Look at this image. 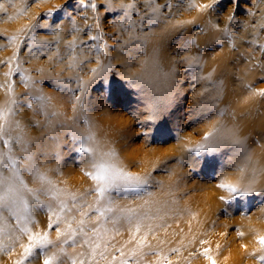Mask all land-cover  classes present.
<instances>
[{"label":"snow or ice","instance_id":"obj_1","mask_svg":"<svg viewBox=\"0 0 264 264\" xmlns=\"http://www.w3.org/2000/svg\"><path fill=\"white\" fill-rule=\"evenodd\" d=\"M21 3L23 5V0ZM145 4L151 11L148 23L153 26L157 25L163 16L162 8L172 6L171 3L160 5L157 0H145ZM6 5L15 6L14 0H6V3L0 2V13H7ZM85 6L94 12L97 9L94 0H89ZM100 6L106 11H111L114 7L124 10L134 8L135 4L114 5L113 0H103ZM190 7H195V4H190ZM202 7L210 6L203 5ZM24 10L23 6L19 9L21 13ZM51 14L50 10L47 15ZM233 18L229 16L230 21ZM88 19V16L84 17L85 22ZM91 19L95 21L96 17L93 16ZM208 23L213 30L219 33L210 42L220 45L226 41L231 48L238 51L229 27L220 28L218 24H213L211 21ZM37 27L48 29L49 25L47 22L42 24L33 22L22 29L19 34L7 37L8 44L14 46V54L7 61L10 66L4 76L7 81L13 71L20 73V79L25 88L23 96L26 107L46 117H58L61 113L56 111L52 105V97L45 95L43 89L39 87V80L34 79L28 70L23 68L26 61L19 58V53L22 46L23 48H28L29 45L33 48H43L55 43L57 56H60L59 44L62 41L63 29L60 26L52 29L53 40H47L35 35ZM96 27L98 28L99 25ZM261 27L264 28V24ZM83 31L84 29L80 28L73 19L70 28L73 38L65 44V54L69 58V68L77 72L82 71L94 59L98 66L88 69L91 79L84 80L80 75H76L70 78L71 83H69L59 77H43L42 75L41 80L54 81L56 89L65 94L72 104L74 113L71 118L72 123L68 125L66 122H60L61 127L69 132L74 151L81 154L80 165L85 169V175L90 177L94 184L83 192H72L59 188L45 172L41 171L36 163L35 154L29 150L28 141L22 134L21 123L16 119L21 98L15 94L12 83L7 81L6 94L9 100L6 104H0V142L9 146L15 140L20 145L22 158L12 155L11 149L9 153L0 151V252L12 251L21 237L27 235L28 243L27 245L20 244L23 248V256L16 261V264H24L30 258H39L41 255L43 264H64L65 260L67 264L69 262L70 264H101V262L104 264H150L147 260L149 255L157 257L156 264H171L167 256L162 255L164 252L162 246L166 244V241L158 234L159 230L165 226L161 222L165 220L168 213L162 212L160 208H156L155 212L152 210V206L157 203L154 199L153 186L163 187L161 181L154 179L153 171L159 170L162 164L156 165L153 171L137 173L128 170L119 162L115 148L107 147L95 131L91 114L98 109L90 98V90L92 85L99 81L103 87L100 100L127 106L128 114L136 120L139 127L150 128L155 125L157 131L164 133L174 123L172 117L179 107L177 100L181 90L175 79L176 67L173 65L169 72L164 73L165 88L153 90L151 80L144 76L126 75L124 71H120V69H130L135 63L134 59H127L123 64H113V57L109 56L105 47L98 43L102 39V34L99 32L95 35L91 34L92 26L89 25L88 32L85 34L93 43L86 44L85 41L79 39V34ZM136 39L140 38L136 37ZM5 46L0 45V48ZM192 46L200 49L197 40L191 37L179 45L180 49L185 52H191ZM259 50L264 53V44H260ZM117 51L123 53L125 57H131V53L123 46L118 45ZM101 54L106 59H101ZM240 55L245 54L240 53ZM176 56L179 58L181 53L178 51ZM180 62L188 69H199V73H203L200 55L185 56ZM0 63L4 62L0 61ZM256 69L264 74V61H258L255 64L250 61L245 75ZM36 71L44 73L43 68H38ZM214 71L207 75L196 73L192 75L193 81L210 82L211 87L204 88L205 94L215 90L214 95H209L206 100L202 99L196 107L201 110L215 109V115L223 118L228 114V107L220 106V101L224 96V81L222 79L213 80ZM238 79L252 96L264 97V88L256 90L244 77H238ZM0 87H5V85H0ZM133 95L142 100V111L132 110ZM33 100L36 101L35 104ZM207 121L211 126L202 134L201 141L194 146L184 145V151L190 157L186 166L191 169L203 163L207 167H214L216 157L230 153L229 163L236 173V179L230 180L224 177L220 180L218 187L229 194L227 199L223 196L220 199L225 204H230L245 197L264 196V186L258 187L261 185V178H264V166H255L246 140L241 138L235 129L228 128L222 131L220 127L212 124L211 119ZM36 123L39 124L38 121ZM49 123L51 124V121ZM182 139L179 135L174 138L177 143H180ZM45 155L47 156V153ZM5 156L10 163V175L8 176H5L3 172V168L8 166L5 164ZM55 158L59 165L60 154L57 153ZM18 163L37 183V187L28 186L23 176L20 175ZM177 163L185 166V157L178 158ZM55 171L59 173L60 168L57 167ZM114 193H137V195L128 198V203H121L120 198ZM41 196L45 199H41ZM134 201L142 203L136 204ZM32 202L46 209L47 227L54 228L55 239H51L48 232H33L27 223H22V220L31 215ZM139 209H144V211L141 212ZM5 211L8 216L16 220V226L7 224ZM17 229L19 234H17ZM125 229L129 234L128 238L117 247L112 241L116 236L122 235ZM259 243L264 251V236L259 238ZM85 246L86 251L83 250ZM68 247H71V252L67 250ZM36 250L39 252L37 253ZM113 251L119 255H114ZM168 251L178 253L180 249L172 247ZM208 251L205 249L204 255L207 256ZM260 260L264 261V254L260 256ZM212 264L216 262L212 260Z\"/></svg>","mask_w":264,"mask_h":264},{"label":"rangeland","instance_id":"obj_2","mask_svg":"<svg viewBox=\"0 0 264 264\" xmlns=\"http://www.w3.org/2000/svg\"><path fill=\"white\" fill-rule=\"evenodd\" d=\"M0 2L6 3V0H0ZM88 2L89 0H23L22 5L21 0H14L15 6L6 5L8 7L7 13H0V45H6L0 48V61L4 62L0 63V85H5V87H0V93L6 92L7 81L12 83L15 94L19 95L21 99L25 92L20 73L13 71L7 81L4 76L10 66L7 61L14 54V46L8 44L7 37L19 34L22 29L33 22L41 24L47 22L49 28L37 27L35 35L51 36L52 29L60 26L63 29L61 33L62 40H72L73 36L70 34V28L71 21L75 19L77 25L84 29L79 34V39L85 41L86 44L93 43L85 34L88 32L89 25L92 26L91 34L95 35L97 32L102 34V39L98 43L105 47L109 56L113 57V64L117 59L125 57L123 53L117 51L118 45L125 47L137 59H148L152 56L158 58L161 53L171 57L179 51L181 55H200L211 63L216 60L217 64H220V70L214 71L213 80L222 79L224 81V96L223 100L220 101V106L228 107V113H231L225 123L228 128L235 129L238 135L243 132L248 133L249 137H246V140L248 139L247 146L249 144V150L254 151L259 157V161L254 162V164L256 167L264 166V97L252 96L242 86L241 80L238 79V77H244L256 90L264 88V79H262L264 74L259 69L247 72V75H245L250 61L252 64L264 61V53L259 50L260 44H264V28L261 27L264 24V0H157L160 5L171 3L172 6L171 8H162L163 16L155 26L148 23V16L151 11L145 4V0H113L114 5L120 3L135 4V7L127 10L114 7V10L111 11H106L104 7L100 6L103 0H94L97 4L95 12L85 6ZM193 3L195 7H190V4ZM203 5H209L210 7L203 8ZM21 6L25 9L23 13L19 11ZM50 10L52 14L47 15ZM125 11H127V15H125ZM42 14L44 15L42 16ZM85 16L89 17L87 22L84 20ZM93 16L96 17L95 21L91 19ZM229 16L234 18L230 21ZM9 17L12 18L9 19ZM194 20L198 22L192 24ZM209 21L218 24L220 28L229 27L235 38L238 51L231 48L226 41L220 45L210 42L219 33L212 29L208 23ZM96 25H99V27L97 28ZM201 29H204V31H201ZM136 37L140 39L137 40ZM189 37L197 40L200 49L195 46H192L191 52L180 49L179 45ZM129 41L130 43H128ZM252 41H256V43L253 44ZM39 49L42 48H33L31 45L28 48L22 46L19 58L24 59L26 52L32 53ZM240 53L245 55L241 56ZM41 59H46V57H41ZM101 59H106L103 54H101ZM14 64L13 61V66ZM90 64L94 66L95 60L93 59ZM23 68L27 69L34 79L39 74L29 68L27 63L23 64ZM88 69L86 68L85 71H88ZM209 72H213V70H210L205 64L203 65V73H199V69H188L185 66L186 74L207 75ZM185 83L188 84V88L181 93V96L186 97V100L183 109H177L173 114L174 123L170 126L171 128L162 133L156 130L155 125L150 128H141L137 123H134L131 125L136 129L134 134H130L128 130V107L100 100L99 97L103 90L102 85L99 81L92 85L90 98L95 102L98 109L91 114L93 122L103 121L108 125L114 124L117 126V134L123 136L124 140L118 139L117 141L116 138L115 144L119 145L121 142L125 144L121 150L119 149L121 151L119 153L128 156L136 163L139 167L137 173H143L145 170L153 171L162 157L169 156L176 151L180 144L174 140L176 135L183 138L181 140L183 144L191 145L198 138V134L203 127L211 126L208 121H203L200 125L189 127L193 117L188 115L195 103L192 85H195L196 89H202L206 86L211 87L210 82L191 81L189 83L185 81ZM39 87L43 89L44 94L47 96H51L57 91L55 82L48 79H40ZM211 94L214 95L215 90ZM61 96H63V93H61ZM132 100V110L140 109L142 111L143 105L140 103V98L133 95ZM32 102L36 103L34 100ZM54 103L55 101H53ZM55 110L61 115L46 117L43 114L34 113L32 109L27 108L24 104L16 119L21 123L22 134L25 140L28 141L29 150L35 154L36 163H44V166L40 167L41 171L47 169L50 179L59 188L60 182H65L61 180L63 175L68 180L76 181L74 183L77 190L83 192L91 188L94 182L85 175V169L80 165L81 154L74 151L70 134L61 127L60 123L66 122L71 125L72 120L68 119V117L74 115L71 103L69 102ZM211 111L215 114V109H211ZM37 121L39 124L36 123ZM49 121H51V124ZM242 121H245V123L241 125L240 129L239 123ZM179 128L181 131H177ZM114 135L116 136L115 133ZM0 148L4 153H9V149H11L12 155L22 158L20 145L15 140L9 146H5L3 142H0ZM45 153H47V156ZM57 153L60 154L59 165L55 158ZM70 163L73 164V167H77L76 169L85 180H80L74 176L70 177L65 173ZM5 164L8 166L3 169L9 171L10 163L7 156H5ZM17 167L28 186L37 187V183L33 181L32 177L19 163ZM57 167L60 168L59 173L55 171ZM153 175H156L157 179L163 184V187L152 189L155 191L156 199L166 200L169 203L175 201L177 204L188 207L181 209V211L184 213L190 209L192 212L197 213L203 224V229L198 234V236L202 234L203 238L198 241L197 247L193 251L176 245H167L165 250L169 252L171 259L175 262L179 260L178 264H212V260L216 264H228L229 261L238 264L256 262L264 264V261L260 260V256L264 254V251H262V246L259 243V238L264 236V196L245 197L230 204H225L220 199L222 196L227 199L229 195L226 190L218 187L220 180L224 177L230 180L236 179V173L233 171L229 160L222 161L219 164L216 163L214 167H207L201 163L199 166L190 169L180 165L176 168L175 175H173L171 169L167 174L160 173L157 169L153 171ZM173 180L174 183L171 182ZM206 181L208 189H210V186L215 187V196L221 205L219 211L215 214L211 211L207 214L205 210L209 206L205 186L203 187ZM260 186L264 185H258V187ZM114 195H119L120 198L125 194L114 193ZM41 199H45V197L41 196ZM32 206L34 211L39 212L40 216V219L39 217L36 220L29 219L30 222H34L39 226V230L35 232H48L50 238L55 239L54 228L47 227L48 213L46 209L35 202H32ZM9 219L17 224L13 217L9 216ZM22 223L24 222L22 221ZM164 225L166 227V223ZM221 230L223 232L218 234V231ZM26 237L27 235H23L12 251L2 252L0 264H16V261L22 258L23 248L20 247V244L27 245L28 240ZM221 237H223L222 242H217ZM207 243L208 246L213 245L214 252L210 254L208 251L206 256L204 255L205 250H199V247H202V244L205 246ZM172 247H177L180 251L178 253L168 251ZM67 250L72 251L71 247H68ZM36 251L39 252V250ZM181 253L186 257L185 261H180ZM113 254L119 255L115 251H113ZM150 257H154V255H150ZM39 258L43 260L42 255ZM36 259L38 258H30L24 264H34ZM64 264H67L66 260ZM101 264H104V262H101Z\"/></svg>","mask_w":264,"mask_h":264},{"label":"clouds","instance_id":"obj_3","mask_svg":"<svg viewBox=\"0 0 264 264\" xmlns=\"http://www.w3.org/2000/svg\"><path fill=\"white\" fill-rule=\"evenodd\" d=\"M41 39H47V40H53L52 35L51 36H41ZM71 40H62L59 44V50H60V56H57L56 53V47L57 45L55 43H52L46 47H43L42 49H39L38 51H33L32 53L26 52L25 53V61L28 64L29 68H31L34 72L39 73L36 71L38 68H43L44 73H39L36 76L37 80H40L43 77L51 76V77H59L64 79L65 81L71 83V77L80 75L84 80L91 79V73L88 71H85L86 68H93L97 67L98 65H91L88 64L82 71L77 72L71 68H69V58L65 54V44L67 42H70ZM62 48L64 49L62 51ZM187 55H181L179 58H177L176 54L174 56H167L164 53H161L159 57H149L148 59H137V57L133 54H131V57H123L120 59H117L115 61V64H123L127 59H134L135 63L134 65L128 69H120V71H124L126 75H135V76H144L146 79H149L153 83V90L161 89L163 90L165 88V77L164 73L169 72L173 65L176 67V75L175 79L178 81V86L180 88V94L178 96L177 103L179 104V107L177 109H183L184 101L186 100V97H182L181 93L185 92V90L188 88V84L185 83V81H188L191 83L192 80V74L191 73H185V65L181 63L180 61L184 59V57ZM41 57H46V59H41ZM74 87V85H73ZM204 88L202 89H196L195 85H192V90L194 91L193 100L195 103L192 105L191 110L189 111L188 115L192 116L193 119L191 120L189 127L193 125H200L203 121H207L211 119V122L213 125H216L217 127H220L221 130L228 129V125L225 123V120L231 115V113L226 114L223 118L217 117L211 109H198L196 105L201 102L202 99L206 100L209 95H212L209 93L206 95L204 93ZM20 97L19 95H17ZM50 97H52V105L54 108L62 107L65 104L69 103V100L65 94L61 96L60 91H56L53 93ZM21 98V97H20ZM9 100L8 95L5 93H0V104H6ZM53 101L55 103L53 104ZM140 103L143 105L142 100H140ZM24 96L21 99V103L19 106V111L17 116L19 115L21 108L24 107ZM72 107V104H71ZM176 109V110H177ZM140 110V109H137ZM16 116V117H17ZM215 117V118H214ZM72 117H68V119H71ZM234 119V118H233ZM128 130L130 134H134L136 129L131 127L132 124L137 123L136 120L129 115L128 116ZM210 127H203L199 134L198 138L192 142L191 145H195L201 141L202 134L209 130ZM177 131H181L179 128ZM184 145L181 141L180 144L177 147V150L172 152L169 156L162 157L159 161V164H162V167L159 169L160 173L167 174L169 170L171 169L173 172V175L176 174V168L180 166L177 163V159L180 157H185V168H188L186 165L190 159L189 155L184 151ZM230 153L222 154L215 158V163L219 164L222 161H228ZM134 164V162H133ZM151 170H145L144 172H150ZM143 172V173H144ZM154 179L156 181H159L157 179L156 175H153ZM174 183L175 181H171ZM158 188L155 185L153 186V189ZM142 194V193H140ZM137 195V193H128L125 195H122L120 197L121 203H128V198ZM127 197V198H126ZM157 203H155L152 206L153 212H155L156 208H160L162 212H167L166 208V202L154 198ZM136 204L142 203L141 201H134ZM141 212L144 211V209H139ZM126 230V229H125Z\"/></svg>","mask_w":264,"mask_h":264},{"label":"bare ground","instance_id":"obj_4","mask_svg":"<svg viewBox=\"0 0 264 264\" xmlns=\"http://www.w3.org/2000/svg\"><path fill=\"white\" fill-rule=\"evenodd\" d=\"M198 22L197 20L192 21V24ZM191 26V25H190ZM201 62L203 63V65L205 64L210 70H220V64L216 62V60L212 61V63L206 59H203V57L201 56ZM245 123V121H242L239 123V128L241 129V125H243ZM70 124V123H68ZM95 124V131L97 132L98 137L105 143V145L107 147H112L115 148L116 152L118 153V157H119V162L125 166L128 170L132 171V172H137L139 167H133V162L128 156L125 155H121V148L123 146H125L124 143H120L119 145L115 144V139H123V136H118L117 134V129H116V125L112 124V125H108L106 122L103 121H96L94 122ZM113 127V128H112ZM113 129V130H112ZM114 133L116 134V136L114 135ZM239 136L241 138H244L246 140V137L248 136V133H242L241 135L239 134ZM248 140V139H247ZM246 140V143H247ZM117 143V142H116ZM249 146V144H248ZM72 149V147H71ZM120 149V150H119ZM0 151L3 152V150L0 148ZM120 151V153H119ZM251 151V155H252V161L254 162H258L259 161V157L257 156V154ZM46 162V160H44ZM134 164L136 165V163L134 162ZM39 167H43L44 163L40 162L39 164H37ZM77 168V167H76ZM75 167H73V164L70 163L69 167L67 168V170L65 171L66 174H68L70 177H78L80 180H85L84 177H82L81 173L78 172V170ZM47 169H44L43 172H45L48 176H49V172L46 171ZM4 175L8 176L10 175L9 171H6L3 169ZM50 178V177H49ZM61 180L65 181V182H60V188L62 189H67L69 191L72 192H79L75 186L76 181H72V179H66L65 177H63ZM261 185H264V178H261ZM205 186V190H206V194L208 196V203L209 206L206 207V211L207 214L208 212L210 213L213 212V214H215L217 211H219L220 208V203L218 202L217 198H216V190L215 187L210 186V189L207 188V181L204 182L203 187ZM155 193V191H153ZM117 197L119 195H116ZM119 198V197H118ZM155 198H156V194H155ZM160 200V199H159ZM164 202H166V208H167V213L168 215L165 216V220L163 221L164 223H166V227L162 228L159 230L158 234L159 237L161 239H164L166 241V244L163 245V249L164 252L162 253V255H166L168 260L171 261L172 264H178L177 260L176 262L171 259V257H169V252H167V250H165V248H167V245H176L177 247H184L186 250H191L193 251V249L195 247H197L198 241L200 239L203 238L202 234H200V236H198L199 232L201 229H203V224L201 221V218L198 217L197 213L192 212L190 209L186 210V212H182L181 209L183 208H188L186 206H183L182 204H177L174 202H168L166 200H162ZM206 206V204H204ZM7 216V212L5 211L4 213ZM205 214V215H207ZM219 214V213H218ZM37 217H39V212L38 211H34L33 206L31 207V215L26 217L24 220H22L24 223H27L28 226H30L32 228V231H38L39 230V226H37L34 222H30V218L31 219H37ZM161 222V223H163ZM7 224L9 226H16V224L12 221H10L9 216H7ZM170 225V226H169ZM223 230L218 231V234L222 233ZM17 234H19L18 229H17ZM128 232L126 230H123L122 235L120 236H116L115 240L112 241L113 244H115L116 246H120L123 241H125L128 238ZM198 237V240H197ZM218 237V236H217ZM28 240V237H26ZM205 238V237H204ZM223 237L219 238L217 240V242H222ZM174 240V241H173ZM216 242V243H217ZM153 243H155V241H153ZM214 244V243H212ZM169 245V246H170ZM201 245V244H200ZM202 247H199V250H205L208 249L210 254H212L214 252V249L212 248L213 245L208 246V243L202 244ZM84 251L87 250L86 246L85 249H83ZM2 258V252H0V260ZM86 258V257H85ZM186 257L181 253L180 255V261H185ZM189 259V258H188ZM147 260L150 262V264H156V260L157 257H150V255L147 257ZM34 264H43V260L41 258H38L36 260H34ZM240 261V260H239ZM237 261V262H239ZM228 264H238L236 262L233 261H229ZM252 264H258L256 263H252Z\"/></svg>","mask_w":264,"mask_h":264}]
</instances>
